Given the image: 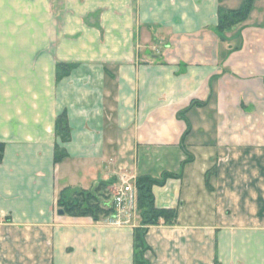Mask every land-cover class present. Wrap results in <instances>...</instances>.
Returning <instances> with one entry per match:
<instances>
[{"label": "crops", "instance_id": "0c3cea01", "mask_svg": "<svg viewBox=\"0 0 264 264\" xmlns=\"http://www.w3.org/2000/svg\"><path fill=\"white\" fill-rule=\"evenodd\" d=\"M242 1L0 0V264H132L137 213L58 215L59 194L164 173L150 264H264V0L216 29Z\"/></svg>", "mask_w": 264, "mask_h": 264}, {"label": "trees", "instance_id": "16d2710c", "mask_svg": "<svg viewBox=\"0 0 264 264\" xmlns=\"http://www.w3.org/2000/svg\"><path fill=\"white\" fill-rule=\"evenodd\" d=\"M253 3L254 0H243L241 5L236 9L220 8L218 11L217 31L223 33L243 23L248 18ZM72 66V64H57V78L66 75ZM55 128L56 134L61 141H68L69 127L65 115L58 116ZM4 147V143L0 142V162L3 158ZM65 155L64 150L56 146L54 160L58 162ZM168 177H175V175L164 173L160 179L140 176L135 180L136 209L139 223L134 229L132 264H150L144 257L145 252L148 250L145 241L148 227L156 225L159 222H163L164 224H173L175 222L177 216L176 209L156 207L152 194V187L154 185H162ZM108 185L109 183L102 181L91 190H78L73 191L71 194L61 192L57 200V206L69 216L90 217L94 221L104 220L110 217L114 211L112 203H108V199L110 198L107 190Z\"/></svg>", "mask_w": 264, "mask_h": 264}, {"label": "built area", "instance_id": "2783aa9c", "mask_svg": "<svg viewBox=\"0 0 264 264\" xmlns=\"http://www.w3.org/2000/svg\"><path fill=\"white\" fill-rule=\"evenodd\" d=\"M123 183V186L113 195L111 203L114 211L110 217L104 219L106 222L125 225L131 222L137 213L135 187L124 181Z\"/></svg>", "mask_w": 264, "mask_h": 264}, {"label": "rangeland", "instance_id": "374dc122", "mask_svg": "<svg viewBox=\"0 0 264 264\" xmlns=\"http://www.w3.org/2000/svg\"><path fill=\"white\" fill-rule=\"evenodd\" d=\"M246 20H247V19H246ZM246 20H245V21H246ZM245 21H244V22H245ZM244 22H243V23H244ZM133 179H134V178L129 177V176L125 175V174H123L122 176H120V182H121V183H120V187H119V188H116V189L114 190V193H116V191H118V190L123 186V184H124L123 181L126 182V184H129V183H130V185L134 187L135 184H134V183L132 184V180H133ZM137 215H138V214H137ZM137 215H136V216H137ZM137 220H138V219H137ZM135 221H136V220H135ZM105 223H106L107 225L116 226V227H121V226H123V224H121V225H119V224H112L111 222H106V221H105ZM133 224H134V222H132V221L126 223V225H130V226L133 225ZM137 226H138V225H137ZM137 226H136V225H133L134 229H135Z\"/></svg>", "mask_w": 264, "mask_h": 264}, {"label": "water", "instance_id": "95a60500", "mask_svg": "<svg viewBox=\"0 0 264 264\" xmlns=\"http://www.w3.org/2000/svg\"><path fill=\"white\" fill-rule=\"evenodd\" d=\"M57 214H58V215H63V214H64V211H63L62 209H59V210L57 211Z\"/></svg>", "mask_w": 264, "mask_h": 264}]
</instances>
